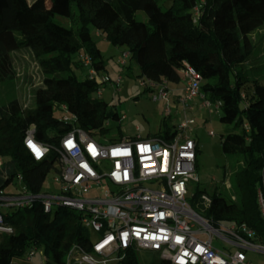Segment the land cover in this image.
Here are the masks:
<instances>
[{
	"label": "trees",
	"instance_id": "1",
	"mask_svg": "<svg viewBox=\"0 0 264 264\" xmlns=\"http://www.w3.org/2000/svg\"><path fill=\"white\" fill-rule=\"evenodd\" d=\"M138 11L146 15L141 35L135 27ZM54 14L69 17L74 26L54 21ZM263 24L264 0H171L167 9L157 0H50L49 6L45 0H0V82L19 75L15 62L23 58L42 72L39 84L23 86L20 98L0 105V190L9 193L7 188L20 178L25 192L39 193L48 172L59 169L54 150L41 160L27 152L23 137L29 126L38 141L53 147L71 129L62 120L65 112L75 114L77 125L96 137L108 131L106 120H119L115 109L91 97L103 82L79 78L73 71V66H84L82 53L97 71L105 67L91 37L93 26L111 44L126 46L139 78L177 84L184 63L200 74L199 91L219 103V121L236 128L221 135V150L238 153L241 161L231 172L237 199L197 189L187 197L188 204L212 226L244 224L252 231L249 240L264 244L257 202V189L264 184V55H251L249 38ZM176 133L177 125H165L152 136L169 139ZM0 213L12 227L10 233L0 232V264L24 258L31 247L45 254V264H65L71 243L89 241L79 213L68 207L47 213L35 201L0 207ZM150 254L148 264H170ZM116 264L139 263L135 252H127Z\"/></svg>",
	"mask_w": 264,
	"mask_h": 264
},
{
	"label": "built area",
	"instance_id": "2",
	"mask_svg": "<svg viewBox=\"0 0 264 264\" xmlns=\"http://www.w3.org/2000/svg\"><path fill=\"white\" fill-rule=\"evenodd\" d=\"M198 12L199 7H194L195 16ZM128 55V51L124 52L123 57ZM79 60L88 68L89 78L103 83L109 80L99 75L87 53L80 54ZM180 72L183 88L177 100L183 118L173 137L137 136L112 141L104 134L90 135L77 125L75 114L65 112L62 120L69 122L71 129L51 147L35 138L31 125L25 131L23 145L34 160L54 150L59 168L54 170L57 191L27 193L23 189L12 194L0 190V207L39 201L47 213L58 206L76 210L80 223L89 232V241L71 243L65 264H116L127 252L139 251L156 253L170 264H253L245 251L264 253V244L249 240L251 230L237 223L212 226L187 202L188 183L197 181L196 143L187 134L194 123V99L201 100V106L210 107L211 103L199 91L200 74L187 63ZM139 84L154 91V100H167L170 89L166 80L140 78ZM167 106L164 111L169 115L171 109ZM214 106L218 108L219 103ZM60 107L66 110L64 104ZM208 134L214 135L212 131ZM257 202L264 220V184L257 189ZM194 221L200 223L196 230ZM0 232H12L1 213ZM213 235L228 242L231 249L214 247ZM36 252L31 247L24 256L30 264H34Z\"/></svg>",
	"mask_w": 264,
	"mask_h": 264
},
{
	"label": "rangeland",
	"instance_id": "3",
	"mask_svg": "<svg viewBox=\"0 0 264 264\" xmlns=\"http://www.w3.org/2000/svg\"><path fill=\"white\" fill-rule=\"evenodd\" d=\"M157 3L162 9H167L171 4V0H157ZM45 4L49 6L50 0H45ZM72 8L76 11L75 5H72ZM53 19L64 26H74L69 17L54 14ZM145 20V13L138 11L135 23L138 35L143 32ZM90 33L101 59L105 62V67L99 69L98 73L109 77L107 82L99 85V89L94 91L91 97L102 99L109 107L115 109L119 116H125L120 121L106 120L104 125L108 131L103 136L112 141L121 138H136L137 136L145 138L156 134L165 125H178L183 118V115L179 112V102L170 97V95L167 96V100L153 99L154 91L139 84V69L135 62L129 56L126 59L123 57L124 52L128 51L126 46L111 44L93 26H90ZM249 38L252 43L251 55L254 58L263 56L264 24L255 29L249 35ZM15 66L19 75L0 82V105L7 103L11 99L20 98L23 86L37 85L42 77V72L37 64L29 59L23 58L20 62L16 61ZM73 71L79 78H85L88 75V68L85 66H73ZM248 72L250 78H253V74L250 71ZM261 73H264V68H262ZM262 83H264V79H262ZM173 85L175 86L176 83H169L170 87ZM194 102L196 104L193 105L191 113L194 123L187 130V134L199 146L195 165L197 181H189L187 197H190L197 189H200L207 196L218 191L228 200L237 199L235 193L237 187L231 172L241 161V156L238 153L225 154L220 146L221 135L235 131L236 128L233 123L224 124L219 121L220 108H215L214 102H210V107L201 106V100L198 98H195ZM167 105L171 109L169 115L164 111L165 107H168ZM208 131H212L214 135L210 136ZM0 161L2 162L3 159H0ZM55 177H57V173L53 169L50 170L42 189L56 192L58 183L54 181ZM22 190L23 184L20 178H15L13 183L7 188V191L12 194L21 193ZM199 226L200 223L194 221V229H198ZM91 236L95 238L94 233H91ZM199 236L204 237L205 235ZM212 244L216 248L231 249L230 244L217 235L212 236ZM245 253L249 262L264 264L263 252L246 250ZM136 256L139 264H148L152 260V255L145 251L137 252ZM45 259V254L38 250L32 262L34 264H45ZM12 264H30V262L24 257L14 259Z\"/></svg>",
	"mask_w": 264,
	"mask_h": 264
},
{
	"label": "crops",
	"instance_id": "4",
	"mask_svg": "<svg viewBox=\"0 0 264 264\" xmlns=\"http://www.w3.org/2000/svg\"><path fill=\"white\" fill-rule=\"evenodd\" d=\"M182 88H183V82L182 81L177 83L175 86L174 85L171 87L169 86L170 91H169L168 95H170V97H172L173 99L177 100L178 96L182 93Z\"/></svg>",
	"mask_w": 264,
	"mask_h": 264
},
{
	"label": "snow or ice",
	"instance_id": "5",
	"mask_svg": "<svg viewBox=\"0 0 264 264\" xmlns=\"http://www.w3.org/2000/svg\"><path fill=\"white\" fill-rule=\"evenodd\" d=\"M34 147V146H33ZM34 150H35V148H34ZM37 155H39V152H38V150H37Z\"/></svg>",
	"mask_w": 264,
	"mask_h": 264
}]
</instances>
